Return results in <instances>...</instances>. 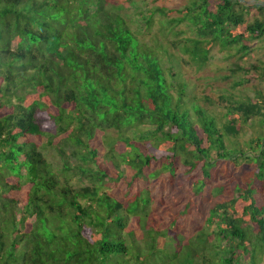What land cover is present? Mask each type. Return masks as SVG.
<instances>
[{
    "label": "trees",
    "instance_id": "1",
    "mask_svg": "<svg viewBox=\"0 0 264 264\" xmlns=\"http://www.w3.org/2000/svg\"><path fill=\"white\" fill-rule=\"evenodd\" d=\"M157 1L0 0V264H264V95L230 93L264 68L184 77L247 58L264 0Z\"/></svg>",
    "mask_w": 264,
    "mask_h": 264
},
{
    "label": "rangeland",
    "instance_id": "2",
    "mask_svg": "<svg viewBox=\"0 0 264 264\" xmlns=\"http://www.w3.org/2000/svg\"><path fill=\"white\" fill-rule=\"evenodd\" d=\"M188 0H158L153 5L159 7H167V8H174L185 4ZM239 1V0H238ZM240 2V1H239ZM238 67H246L249 69L250 75L254 76L257 75V72L254 70V67L264 68V37L258 40H254L251 42V51L249 56L244 60L239 59V54L237 53L236 48H231L226 52H220L218 49H213L210 53L207 65L202 68V70L197 71L196 67L193 66H185L184 69V77L188 79L190 84L195 87L197 91V95L200 98H210L215 100L216 97L223 94V89L229 87V83L221 80L223 73H231L234 72L239 76H246L244 70L238 71ZM234 71H231V70ZM256 90H259L264 95V80L257 81L253 80L249 82L246 78L245 82L237 86V90L230 91V93H234L235 96L239 94H244L248 97L253 98ZM204 105H207L205 101H201ZM208 109H212L208 108ZM258 118L254 119L252 123H248L243 125L240 129V133L237 137L238 144L244 146L242 143L253 138L258 134ZM149 144V142H147ZM45 155V158L48 162L53 164L56 169H59V158L55 156V152L49 149H45L42 151ZM249 154V153H247ZM243 162V161H242ZM245 166L246 162H243ZM242 166L237 167L234 171L235 176L240 175L242 172ZM249 169L252 168V163L249 164ZM230 181V180H229ZM81 182H73L72 185L74 187H78L82 184ZM86 182L84 181V184ZM233 183H230V187H232ZM212 228L208 230L211 231Z\"/></svg>",
    "mask_w": 264,
    "mask_h": 264
},
{
    "label": "water",
    "instance_id": "3",
    "mask_svg": "<svg viewBox=\"0 0 264 264\" xmlns=\"http://www.w3.org/2000/svg\"><path fill=\"white\" fill-rule=\"evenodd\" d=\"M239 1H240V3H241L242 5H249V4H252V3H253L252 0H239Z\"/></svg>",
    "mask_w": 264,
    "mask_h": 264
}]
</instances>
